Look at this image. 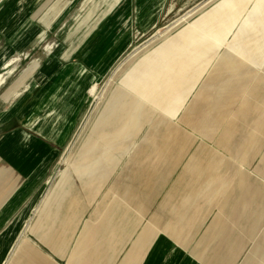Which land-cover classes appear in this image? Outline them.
I'll return each instance as SVG.
<instances>
[{"label": "crops", "instance_id": "obj_1", "mask_svg": "<svg viewBox=\"0 0 264 264\" xmlns=\"http://www.w3.org/2000/svg\"><path fill=\"white\" fill-rule=\"evenodd\" d=\"M53 1L0 0V72L34 42L39 24H53ZM168 1L121 0L104 22H112L105 35L115 44L99 66L130 43L134 9L144 27ZM86 63L59 65L51 55L33 70L10 67L13 76L0 82V264H264L263 158L235 173L216 148L201 147L184 161V145L162 144L140 146L118 165L130 148L112 146L140 128L154 97L160 106L166 101L154 96L156 81L145 89L135 81L137 94H118L103 110L98 145L86 143L76 171L67 167L56 177L86 110Z\"/></svg>", "mask_w": 264, "mask_h": 264}, {"label": "rangeland", "instance_id": "obj_2", "mask_svg": "<svg viewBox=\"0 0 264 264\" xmlns=\"http://www.w3.org/2000/svg\"><path fill=\"white\" fill-rule=\"evenodd\" d=\"M120 1L58 0L53 24H39L34 42L7 58L6 68L0 72L5 82L13 76L7 73L10 67L33 70L51 55L59 65L87 62L84 66L90 71L91 84L86 91V110L58 159L56 177L67 167L76 171L86 143L98 145L104 130L99 125L103 110L116 103L118 94H137L132 89L135 81L143 89L152 84L150 80L156 81L154 96L158 92L157 97L166 101L160 106L154 97L144 108L148 116L142 110L140 128L112 146L126 152L130 148L118 165L140 146L162 144L184 145V161L201 147L216 148L221 162L238 168L235 173L244 169V163L253 166L264 159V0H169L153 24L144 27L134 9L131 24H127L132 29L130 43L116 59L107 58L106 67L99 66L115 44L112 34L105 35L112 22L105 27L104 22ZM101 37L104 40L99 43ZM168 107L177 108L178 114H168ZM223 139L224 148L219 146ZM99 145L111 148L105 141L100 140ZM102 151L98 154L106 164ZM173 151L171 156H177ZM99 170L94 176L105 171ZM247 171L253 173V168ZM229 172L223 169L220 174L232 176Z\"/></svg>", "mask_w": 264, "mask_h": 264}, {"label": "bare ground", "instance_id": "obj_3", "mask_svg": "<svg viewBox=\"0 0 264 264\" xmlns=\"http://www.w3.org/2000/svg\"><path fill=\"white\" fill-rule=\"evenodd\" d=\"M156 12V11H155ZM158 13V12H157ZM155 16V15H154ZM186 17V16H184ZM184 17H182L181 19H183ZM153 20V19H152ZM152 25V24H151ZM7 66H8V63H7ZM2 81V79H0V82ZM110 82V81H109ZM107 88V87H106ZM94 90V87L91 89V92Z\"/></svg>", "mask_w": 264, "mask_h": 264}]
</instances>
